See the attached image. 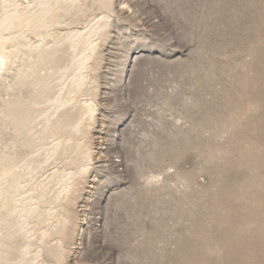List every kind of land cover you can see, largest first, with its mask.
Here are the masks:
<instances>
[{"label": "rangeland", "instance_id": "374dc122", "mask_svg": "<svg viewBox=\"0 0 264 264\" xmlns=\"http://www.w3.org/2000/svg\"><path fill=\"white\" fill-rule=\"evenodd\" d=\"M0 154V264H264V0H0Z\"/></svg>", "mask_w": 264, "mask_h": 264}, {"label": "bare ground", "instance_id": "6f19581e", "mask_svg": "<svg viewBox=\"0 0 264 264\" xmlns=\"http://www.w3.org/2000/svg\"><path fill=\"white\" fill-rule=\"evenodd\" d=\"M11 108L14 109V108H15V105H14V107H11ZM17 114H18V113H17ZM16 118H17V117H14V118L12 117V120H13V119H16ZM1 155H2V154H0V163L2 162V157H1ZM0 220H2V219L0 218Z\"/></svg>", "mask_w": 264, "mask_h": 264}]
</instances>
